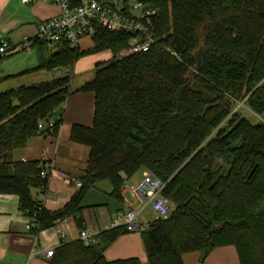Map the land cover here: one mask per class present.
Here are the masks:
<instances>
[{"label": "trees", "instance_id": "obj_1", "mask_svg": "<svg viewBox=\"0 0 264 264\" xmlns=\"http://www.w3.org/2000/svg\"><path fill=\"white\" fill-rule=\"evenodd\" d=\"M142 1L156 11L148 52L98 65L72 91L69 68L89 54L116 53L127 37L99 29L86 52L62 43L48 53L38 45L34 70L65 74L0 92V194L18 197L19 212L34 221L30 234L65 218L82 229L87 189L106 181L119 197L125 179L148 171L165 184L161 196L171 205L166 219L139 230L148 264H184L191 253L203 264L228 246L238 264H264V0ZM244 86L250 95L239 99ZM77 93L94 98L92 126L69 131L70 142L88 149L86 169L70 202L48 213L31 195L46 188L44 163L12 162L10 153L43 134L38 123ZM237 103L259 121L240 117ZM125 232L112 228L96 243L62 245L53 264H128L102 256Z\"/></svg>", "mask_w": 264, "mask_h": 264}, {"label": "crops", "instance_id": "obj_2", "mask_svg": "<svg viewBox=\"0 0 264 264\" xmlns=\"http://www.w3.org/2000/svg\"><path fill=\"white\" fill-rule=\"evenodd\" d=\"M57 14L58 9L50 0H33L27 5L21 4L19 0H0V40L16 45L24 36L34 37L37 25ZM80 44L85 45L81 48L78 43L76 49L80 52H86L93 47V42L87 46L85 39L81 40ZM33 50L37 54V48ZM19 52L22 51L14 50L4 58ZM112 55L110 50L89 54L79 59L72 69H80L83 62L87 68H96L111 60ZM4 58L0 59V64ZM37 65L13 74L7 71L5 73L1 68L0 81L3 78L7 81L4 83L5 89L0 92L48 82L65 73V70L61 69L56 72L35 71ZM15 78L17 80H14ZM93 113V95L74 94L67 98L60 108L59 121L52 133L37 135L29 139L22 149L10 153L12 162H37L49 166L46 188L31 190L32 198L48 213L62 210L79 190L74 182H78L86 169L88 149L70 142L69 131L72 126L91 127ZM145 172L138 171L125 179L119 197L113 195L112 187L106 181L98 182L94 187L87 189L80 201L84 207L82 229L78 228L72 218H65L55 222L50 228L30 234L26 229V217L18 210V197L13 194H0V264H53V254L50 258L44 254L50 250L55 252L62 245L80 241L81 231L92 234L93 243H96V236L112 229L114 220L117 219L122 224V216L127 210L136 209V203L128 188L136 186ZM139 225V230L147 226H143L141 222ZM56 226L62 231L63 237L56 232ZM102 256L110 263L148 264L139 232L118 235L104 249ZM198 258L197 253H191L183 255L182 261L184 264H196ZM203 264L238 262L234 248L228 246L214 250Z\"/></svg>", "mask_w": 264, "mask_h": 264}, {"label": "built area", "instance_id": "obj_3", "mask_svg": "<svg viewBox=\"0 0 264 264\" xmlns=\"http://www.w3.org/2000/svg\"><path fill=\"white\" fill-rule=\"evenodd\" d=\"M33 0H19L21 4H30ZM58 9V14L41 21L36 28L34 37L24 36L14 45L6 40H0V58L6 57L14 50L30 52L38 45L43 46L48 53H53L62 43L70 48H76L83 39L93 42L99 29L127 37L125 47L112 55V59L121 60L133 55L146 53L154 44L148 23L156 11L142 0H50ZM242 106V104H240ZM59 116L55 115L47 122H39L37 129L43 134L54 131ZM49 166L45 163L39 173L40 178L48 179ZM80 187L79 182H74ZM165 184L152 173L146 171L141 181L128 188L136 203V209H128L122 216V224L114 220L111 228L123 227L126 232H139L140 218L145 210H150L154 219H166L171 212L170 203L162 198ZM34 226L33 218H26V229ZM56 232L63 237L62 231L56 226ZM84 245L93 243V235L86 231L79 234ZM53 250L44 254L50 258Z\"/></svg>", "mask_w": 264, "mask_h": 264}, {"label": "rangeland", "instance_id": "obj_4", "mask_svg": "<svg viewBox=\"0 0 264 264\" xmlns=\"http://www.w3.org/2000/svg\"><path fill=\"white\" fill-rule=\"evenodd\" d=\"M85 40H87V46H88V44L92 43L91 40H88V39H85ZM79 47L82 48V47H85V45L80 44V42H79ZM37 63H38V59H37V54H36L35 50H32L30 53L19 52V53L12 55L9 58H6V59L4 58L0 64V70H2L1 68H3V70H4L3 72L6 73V71H7L8 73L13 74V73L20 72L24 69H28L30 67L36 66ZM85 64H86L85 62L81 63L80 69H78V67L77 68L75 67L74 69L69 68L67 70V74L69 76H71L70 89L72 91L78 89L82 84L91 80L94 76L95 68H90V67L87 68V67H85ZM59 74H62V72H59ZM190 74H194V72L192 73V71H191ZM0 75H2V72ZM63 75H59L58 77L63 76ZM14 80H17V79L15 78ZM6 81L7 80L4 78L0 81V90L5 89L4 83ZM247 90H248L247 87L244 86L243 90H242V94L240 95L239 99L240 98H248V96L250 94L246 93ZM240 104L241 103H237L235 105V110L238 109L239 116L247 119L252 124H256L259 121L258 117H256L247 107L240 106ZM153 220H154V215L148 209L143 212V214L140 218V222L143 226H146L148 223H150ZM140 222H139V224H140Z\"/></svg>", "mask_w": 264, "mask_h": 264}]
</instances>
